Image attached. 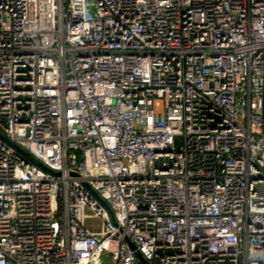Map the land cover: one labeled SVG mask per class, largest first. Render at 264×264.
I'll return each instance as SVG.
<instances>
[{"label":"built area","instance_id":"obj_1","mask_svg":"<svg viewBox=\"0 0 264 264\" xmlns=\"http://www.w3.org/2000/svg\"><path fill=\"white\" fill-rule=\"evenodd\" d=\"M136 252L264 264V0H0V264Z\"/></svg>","mask_w":264,"mask_h":264},{"label":"water","instance_id":"obj_2","mask_svg":"<svg viewBox=\"0 0 264 264\" xmlns=\"http://www.w3.org/2000/svg\"><path fill=\"white\" fill-rule=\"evenodd\" d=\"M136 256L138 257V259H139L143 264H145V263L142 261L141 256H140V254H139L138 252H136Z\"/></svg>","mask_w":264,"mask_h":264},{"label":"rangeland","instance_id":"obj_3","mask_svg":"<svg viewBox=\"0 0 264 264\" xmlns=\"http://www.w3.org/2000/svg\"><path fill=\"white\" fill-rule=\"evenodd\" d=\"M156 109H159V106H158V105L156 106ZM104 258H105V257H103V259H104ZM103 264H106V262L104 261Z\"/></svg>","mask_w":264,"mask_h":264}]
</instances>
